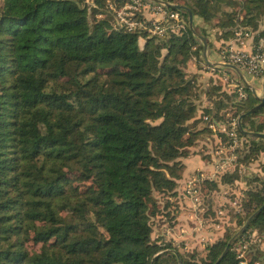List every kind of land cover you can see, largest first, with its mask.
<instances>
[{
	"label": "trees",
	"instance_id": "1",
	"mask_svg": "<svg viewBox=\"0 0 264 264\" xmlns=\"http://www.w3.org/2000/svg\"><path fill=\"white\" fill-rule=\"evenodd\" d=\"M166 1L188 5L223 39L240 26L256 29L264 16V0H239L237 10L224 7L236 0ZM109 13L107 0L0 2V264H150L160 250L153 264H213L231 235L200 261L160 243L153 191L177 194L183 159L201 135L194 123L213 133L209 123L226 121L223 112L242 114L259 98L246 85L241 98L221 83L198 90L185 70L201 53L200 37L187 24L141 42ZM201 91L210 105H201ZM241 123L263 131L264 103ZM260 140L250 139L258 150ZM248 183L250 214L264 201V175ZM253 227L264 231V207ZM247 230L218 264H241L234 248ZM252 252L244 264L263 255Z\"/></svg>",
	"mask_w": 264,
	"mask_h": 264
},
{
	"label": "rangeland",
	"instance_id": "2",
	"mask_svg": "<svg viewBox=\"0 0 264 264\" xmlns=\"http://www.w3.org/2000/svg\"><path fill=\"white\" fill-rule=\"evenodd\" d=\"M238 1L236 0L232 6L224 5V7L237 10ZM109 14L113 20L112 14ZM237 30H240V27ZM195 57L200 59L199 55ZM185 71L191 73L187 67ZM223 114L225 120L234 117L239 121L240 114H235L233 109ZM243 118L244 116L241 117V122ZM260 119L262 116H254V120ZM194 127H200L202 130L201 135L197 137L198 140L189 146L188 161L191 163L190 168H193V163L196 162L202 167L200 169L199 166L198 168L195 166V172H190H193L191 175H198L196 187L199 191V201L194 206L190 195L185 194L183 185L187 176L183 177L184 183L177 184L175 187L178 192L174 196H168V192L154 190L153 195L159 208L152 218V238L160 243H171L185 255L200 261L201 257L206 256L211 243L224 239L228 233L232 235L249 215L244 207L245 190L250 186L249 178L254 175H264V148L258 150L251 143L250 139L255 135L248 136L243 133L244 136H241L239 144L232 148L229 146L227 136H222L221 139L218 130L214 131L210 128L213 132L211 133L207 128H203L202 122L194 123ZM258 143L264 146V140ZM232 153L237 154L236 158L228 167L225 169L220 167V169L218 164L225 162ZM69 175L74 176L73 173ZM232 176L236 178L231 181L227 180ZM85 186L82 183L80 187ZM246 229H248L247 237L245 236V240L241 243L237 242L234 248L238 256L242 257L243 263L241 264L249 263L253 255L252 250L256 249L260 250L263 255L252 264H264V231H259L254 227ZM25 244L29 249L40 247V243H32L29 240Z\"/></svg>",
	"mask_w": 264,
	"mask_h": 264
},
{
	"label": "built area",
	"instance_id": "3",
	"mask_svg": "<svg viewBox=\"0 0 264 264\" xmlns=\"http://www.w3.org/2000/svg\"><path fill=\"white\" fill-rule=\"evenodd\" d=\"M107 9L111 12L113 21L118 28L136 32L139 37L143 38L154 35L160 39H166L179 28L188 25V20L183 17L181 9L171 8L155 0H126L120 4L107 0ZM241 33V31H236V36ZM220 55L223 61L234 63L252 75L260 76L264 73V47L260 43L253 50L246 51L231 40L222 47ZM233 86L237 90L238 98L244 97L243 84L236 83ZM209 127L214 131L224 132L230 147L233 148L239 144L241 138L237 130L239 125L234 117L226 121L210 122ZM236 155V153H232L225 162H220L219 168L228 167ZM197 178L198 175H191L183 185L185 194L190 195L194 206L199 201V191L196 187ZM240 263H243L242 259Z\"/></svg>",
	"mask_w": 264,
	"mask_h": 264
},
{
	"label": "crops",
	"instance_id": "4",
	"mask_svg": "<svg viewBox=\"0 0 264 264\" xmlns=\"http://www.w3.org/2000/svg\"><path fill=\"white\" fill-rule=\"evenodd\" d=\"M193 28L197 30L204 28L208 32L207 38H205V49L202 39L199 38L198 40L200 41L201 45V53L199 55L200 59H197L195 57L196 55H192L187 62V68L191 71L190 74L194 75L195 79L197 80V84L199 85L198 90H204L214 82L221 83L223 88L231 90L234 88L233 84L237 83L239 85H246L248 88H250L251 92L254 90L259 96H264V73L260 76H256L248 73L246 70L240 67L235 69L234 67L225 64L222 60L219 50L220 42L223 40H232V42H234L237 46L246 51L253 50L258 43L264 47V16L260 20L256 29H252L250 26H240V30L236 31H241L242 33L230 39H223V37L218 38L215 33L216 31L219 33L220 30H218L217 27H210V25L197 14H193ZM198 33L203 35L200 31H198ZM139 40H142L141 42H143L144 38L140 37ZM200 96L201 105L211 104L210 99L207 95H205L204 91L200 92ZM188 160L189 157H186L184 161L185 166L182 172V177L178 179V184L180 185L182 182L184 183V181L188 179L189 175L195 172L194 170L195 168H198L197 166H199V168L201 167L200 164L196 162L197 165L196 163H193V168H190L189 165L191 163ZM191 171L193 172L190 173ZM186 176L187 178H185ZM183 177L185 180H183Z\"/></svg>",
	"mask_w": 264,
	"mask_h": 264
},
{
	"label": "water",
	"instance_id": "5",
	"mask_svg": "<svg viewBox=\"0 0 264 264\" xmlns=\"http://www.w3.org/2000/svg\"><path fill=\"white\" fill-rule=\"evenodd\" d=\"M155 1H158V2H160V3H163V4H165V5H167V6L171 7V8H178V9H183V10H185L186 13H187L188 26L193 30V32H194L196 35H198V36L202 39V41H203V46H204V49H205V47H206V40H205V38H204L203 35H201L200 33L196 32V31L194 30V28H193V13H192L191 8H190L188 5H185V4H183V3H174V2L172 3V2H169V1H166V0H155ZM224 63L227 64V65H230L231 67H234L235 69H238V66L235 65L234 63L225 62V61H224ZM252 92H253V94H254L255 96H257V97L259 98V101H258L256 104H254L252 107H250L246 112H244V113H242V114L239 115L240 117H239L238 125H239V128H240V130L242 131V133H244L245 135H248V136H250V135H255V136H262V137H264V132H263V131H254V130H250V129H245V128L243 127L242 123H241V117H242V116H244L245 114L253 113L256 109H258L259 107H261V106L263 105V103H264V96H263V95H260V96L257 95V94L255 93L254 90H253ZM263 207H264V201H263V203H262L258 208H256L253 212H251V213L247 216V218L245 219V221L243 222V224L239 227V229H238L237 231H235V232L229 237V239L227 240V243H226L224 249L222 250V252H221L220 255L217 257V259L214 261L213 264H218L219 260H220V259L222 258V256L227 252V250L229 249V246L233 243V241L235 240V238H236L237 236H239L240 234H242V233L246 230V228L248 227V225H249V223L251 222L252 218L255 217V216L258 214V212H259ZM162 251H163V250H160V251L156 252V253L152 256V258H151V260H150V264H153L155 257H156L160 252H162ZM174 251H175V250H174Z\"/></svg>",
	"mask_w": 264,
	"mask_h": 264
}]
</instances>
